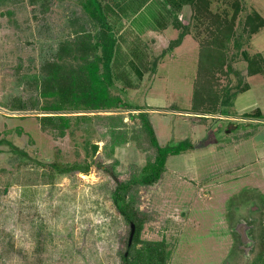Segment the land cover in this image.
Listing matches in <instances>:
<instances>
[{
  "label": "rangeland",
  "instance_id": "obj_1",
  "mask_svg": "<svg viewBox=\"0 0 264 264\" xmlns=\"http://www.w3.org/2000/svg\"><path fill=\"white\" fill-rule=\"evenodd\" d=\"M87 1L0 0V264H122L131 221L113 200L118 182L128 184L126 198L133 199L140 219L137 245L163 241L170 250L166 264H264V121L224 129L225 120L197 123L186 113H201L203 104L217 97L214 101L222 110L214 115H237L232 114L234 100L246 90L238 88L250 83L234 40L241 35L244 43L249 30L244 26L240 33L238 4H208V9L186 4L187 28L169 22L159 33L153 29L169 20L165 0H98L110 24L124 25L114 30L124 39H119L123 50L133 47L131 40L145 42V71L139 74L127 57L124 76L134 86L112 80L108 88L131 109L75 112L98 102L94 96L82 99L68 81L75 87L86 82L89 94L97 92L102 86L95 84L96 76H85L83 67L99 60L101 72L102 50L98 46L83 59L69 55L59 60L54 54L59 41H73L82 29L91 42L97 38L100 24L88 16ZM235 11V29L224 57L231 69H212L205 58L208 47L199 68L200 49L210 43L218 24L213 18L229 19ZM207 24L210 33L204 29ZM254 37L245 45L249 55L260 42L258 34ZM52 60L74 70L65 77L61 100L49 104L58 108L53 114L72 115L69 127L43 121L45 113L35 109L51 100L38 91L43 69L49 71L44 64ZM259 74L264 79V73ZM18 100L25 109H18ZM74 114L87 115L76 119ZM143 119L160 147L181 148L167 155L160 177L146 184L132 180H139L141 168L157 153ZM233 135H238V152L230 147L219 154L220 145L213 140L226 142V136ZM73 164L88 166V171L55 169ZM152 166L142 175L151 173ZM236 209L238 220L257 219L253 245L252 239L246 242L232 231Z\"/></svg>",
  "mask_w": 264,
  "mask_h": 264
},
{
  "label": "trees",
  "instance_id": "obj_2",
  "mask_svg": "<svg viewBox=\"0 0 264 264\" xmlns=\"http://www.w3.org/2000/svg\"><path fill=\"white\" fill-rule=\"evenodd\" d=\"M165 1L167 3L165 6L166 10H169V13L167 14V19L169 20L166 19L167 20L166 22L163 21L159 23L158 28H154L153 30H156V31L162 30L163 28L167 26L169 22H171L169 24H173L175 27L181 26V28H184V29L187 28L186 25H182L181 22L177 20L179 11L181 10L182 6L186 4H173L171 0H165ZM184 2H186V0H184ZM92 3H96V4H92ZM188 5L192 6L194 4H188ZM198 6H205V8L208 9V4H200V5L196 4L197 8ZM84 7L87 10L88 16L91 18H94V20H96L100 24L99 32L96 33L95 35L97 38L95 39V41L91 42L89 40V35L85 34L84 30L82 29V31L79 32L80 36L76 37L73 41L71 40L70 41H66V40L59 41L56 45L55 54H54L56 58L59 60L69 55L72 57H77V58L79 57L83 59L86 56L87 52L91 51L94 48H97L98 46L102 50L101 52H102L103 58L100 61L102 65L101 72L99 71V68H100V66L98 65L99 60H97V63L95 61L90 62L88 63L87 66L83 67L84 68L83 72L85 73V76H90V75L96 76L95 84L102 86V87H98L97 92L92 91L91 94H89L88 93L89 84L86 82H83V83L79 82V85L75 87L74 83H71L70 81H68L69 88L72 90L75 88L76 92L78 94H81L80 96H82V99L94 96L96 101L98 102V104L90 103L86 107L78 109L77 111H96V110H106L110 108H120V107L131 109L132 105L125 106L124 104L126 103L123 104V102L117 100L119 97L111 96L109 94L108 88L111 87V85L113 84L112 80H120V81H123L125 85H130V86L133 85L131 82V79L129 77L124 76V72L126 71L125 66L129 60L135 63V67L137 68L138 70L137 72L139 74L145 71L142 67L144 63L143 58L146 57V53H147V51L145 50L146 49L145 42H143V40L141 41L131 40L133 47L131 48L126 47V49L129 48L128 49L129 51L131 50L130 56H132V58H130L128 50H127L128 54H126L127 53L125 52L126 49L123 50V48L119 44V39H122V40L124 39L121 36H117L114 33V30L121 29L122 27L124 28V25L121 24L120 26L122 27L118 28V24H115L114 22L110 24V22L107 19L108 17L106 15V12L104 10V6L103 5L101 6L98 0H88L87 4H84ZM105 8L110 11V9L107 6H105ZM235 15H236V11L232 14V16L229 19L228 18L223 19V18H220V16L218 19L213 18V20H215L214 25H216V23L218 24L217 26H215L214 30L212 31L213 36H212L210 43L200 49L199 68L201 67V60H202L201 54L206 47L211 49L207 53V56L205 58H208L211 61L212 69L218 68L222 70L224 66L226 67L228 65V64H225L224 62L225 61L224 57L226 54L225 44L227 43L229 38L233 36L234 29H235L233 27ZM211 24H213V22ZM211 24L205 25L204 29L206 33L211 32L212 30ZM258 26L259 25H255V26L249 25V27H247L249 28L247 36H249L250 33H253L258 28ZM81 27L83 28V26ZM234 40L236 41L238 50H240L241 44H242L241 42L242 36L238 35V39L234 37ZM175 42L176 40L174 41V43ZM220 48H222L224 51H222V49ZM217 49L221 51L219 52V54L217 52ZM240 52L244 60L246 61V67H247L246 74L247 75H252L255 73H264L263 60L259 55L257 54L249 55L246 50H242V49L240 50ZM127 57L129 58V60L127 59ZM134 58L137 61H135ZM62 64L63 63H60L58 60H52V61L45 62L44 65L49 68V71L47 70L45 72V69H43L44 78H43V81L41 82L42 86H40L38 94L45 98H51V100L39 105L38 108H35V109H38L45 113L40 116V118L43 121L45 119H49L48 121L49 123L58 121L57 125L59 127L60 126L69 127V124H70L69 119L72 115L53 114V111L51 110H57L58 108H52L49 105L51 104V102L61 100L63 91L67 87L66 85H64L65 77L69 79V76L73 75L74 73V72L72 73V71L74 70H72L71 68L69 70L68 69L69 67H65V65H62ZM145 65L147 66V63ZM228 67L229 69H231V66L228 65ZM225 69L227 70V68ZM233 71L234 73L237 74L236 70H233ZM61 73H63V76L60 77ZM64 73H68V75H64ZM100 73L102 74L100 75ZM199 74L201 76L202 73H200L199 71ZM237 75L240 78L239 72ZM105 77L107 79H105ZM104 81H106L107 83H104ZM238 84L240 83L238 82ZM247 87H248V83L241 84L238 90H245L247 89ZM238 90H236V92H238ZM106 98L109 99L108 103L104 101ZM110 99H111V102H110ZM214 100H219V99L217 97L216 99H212V102L210 104L201 103L203 105H206L205 106L206 109H204V111L202 110L201 113H216L217 111L220 112L222 110L221 105H219L218 107V103ZM18 105H19V108H18L19 110L25 109L22 106L23 105L22 101L18 100ZM133 109H140V108L134 107ZM144 113L145 112H141V111L139 112V114H141L140 115L141 118L143 117L142 115ZM225 114H230V113H225ZM259 114L260 113L258 109H253V110L243 113L242 115L246 117H258ZM86 115L87 114H74L73 116L76 119H80V118L85 119ZM145 120L146 119H143V125L145 127L147 126V130L151 134L150 140L153 146H155L157 153L155 155L153 162H149L141 168V173L138 178L139 180H136V177H133L132 180L146 184V183L155 181L160 177L167 155L170 153L171 154L178 153L181 150V148H178L177 150H164L162 147H160L155 138V134L153 132V129L151 128L150 123ZM93 149L96 150V145L93 146ZM150 164L155 165V167L152 166L151 168L152 172L149 173L148 175H142L144 173V169L148 167ZM55 169H57L58 171L60 170L62 172H65V171L68 172L72 170L86 172L88 171V166H80L78 164H73L68 167L60 168L59 166L55 165ZM116 185L117 186L113 194V200L115 202V205L118 211L126 219L132 222L133 215L135 216V214H134V209L132 207L133 199L126 198V188H128V184H126L125 182H118ZM139 220L140 219L136 217L135 220L132 222L134 223V234L132 237V243L131 245H129L127 241V251L122 254V264H166L170 256V250L165 247V243L163 241H144L140 245H137L139 241V237H138V228L140 224Z\"/></svg>",
  "mask_w": 264,
  "mask_h": 264
},
{
  "label": "crops",
  "instance_id": "obj_3",
  "mask_svg": "<svg viewBox=\"0 0 264 264\" xmlns=\"http://www.w3.org/2000/svg\"><path fill=\"white\" fill-rule=\"evenodd\" d=\"M171 1L173 4H210V7L212 6V4H236V5L238 4L237 5L238 26L240 25L242 26V28L240 29L241 30L240 33H242V31L244 30V26L248 27L249 25L250 26L259 25L258 28L253 33H250V35L247 36V38L244 37V39L246 38L244 43L241 40L242 44L240 50L241 49L246 50L245 45L246 44L250 45L251 40L255 38L254 36L258 34L260 42H258V48L254 50L253 54L259 55L262 58L264 64V0H186V2H184V0H171ZM183 6L178 13V19L182 25L183 24L185 25V24H189L190 9L189 12H186L184 10L185 5ZM156 32L161 33L162 30ZM248 78L250 81V83L248 82V89L238 94V96L234 100L236 101L237 108L235 110L236 113H232V114H237V115H231V113L227 115H214L218 113L201 114L198 111L186 112V113L192 115V121L197 123L201 121L202 123L207 124L209 119L225 120L228 122V124L224 126L225 127L224 129L228 128L229 125H232V129H236L238 127V122L241 123L245 121L259 122V120L263 122L264 119H261V114H264V79H262L259 73L252 74ZM237 102L240 103L241 105H238ZM253 109L259 110L260 114L258 117H246L243 115L238 117L239 114H243ZM218 127H222V126L219 125ZM228 136H226V142L225 141L213 142V144H215L216 147L220 145L219 148H216L217 149L216 151H218L219 154L223 152L225 153V151L230 147L231 149H235L238 152V143H237L238 135L237 136L233 135L230 137ZM208 150L209 153L211 154L212 149L209 148ZM189 155L191 156V154Z\"/></svg>",
  "mask_w": 264,
  "mask_h": 264
},
{
  "label": "flooded vegetation",
  "instance_id": "obj_4",
  "mask_svg": "<svg viewBox=\"0 0 264 264\" xmlns=\"http://www.w3.org/2000/svg\"><path fill=\"white\" fill-rule=\"evenodd\" d=\"M214 142H219V141H217L215 139ZM233 218H234V221H233L232 226H231L233 229L232 231L235 234H237V236L240 233L239 235L241 236L242 234H241L240 230H242L243 233L246 234V235L244 234L245 235L244 236L245 241L248 242V241H251V239H252V245H253V242L255 241V238L253 236L254 235L253 231L255 229H258L257 228V223H258L257 219L248 217L247 219H249V221L245 220L244 218H240L238 220V209H236L235 212L233 211ZM239 226H242L240 230L238 229ZM241 241H242V237H241ZM237 246H238V244H237Z\"/></svg>",
  "mask_w": 264,
  "mask_h": 264
},
{
  "label": "water",
  "instance_id": "obj_5",
  "mask_svg": "<svg viewBox=\"0 0 264 264\" xmlns=\"http://www.w3.org/2000/svg\"><path fill=\"white\" fill-rule=\"evenodd\" d=\"M241 234H242V237H243V240H244V236L246 235L245 233H243L242 230H240ZM133 234H134V223H130V232H129V237H128V244L131 242L132 240V237H133ZM245 234V235H244Z\"/></svg>",
  "mask_w": 264,
  "mask_h": 264
}]
</instances>
